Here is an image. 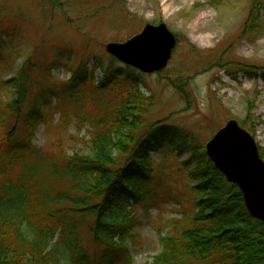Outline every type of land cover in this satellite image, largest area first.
<instances>
[{
    "label": "rangeland",
    "instance_id": "1",
    "mask_svg": "<svg viewBox=\"0 0 264 264\" xmlns=\"http://www.w3.org/2000/svg\"><path fill=\"white\" fill-rule=\"evenodd\" d=\"M251 9V0H0V102L16 97L17 91L6 82L21 69L28 79L25 111L35 91L67 83L80 65L100 81L105 70L93 71L97 62L124 69L105 52L107 44H123L146 25L164 24L177 39L167 66L153 75L134 73L141 92L153 98L148 122L184 131L205 148L234 120L264 153V0L257 1L254 20H248ZM84 95L77 106L56 111L54 103L43 111L31 140L33 152L23 160L0 159V183H25L29 165L45 177L59 148L66 155L84 149L88 125L83 119L86 108H95ZM110 95L115 94L92 98L107 101ZM22 119L9 150L24 141ZM5 123L1 127L0 121V140L15 120L7 117ZM150 156L156 198L146 214L138 207L132 211L137 220L136 236L128 242L133 264L151 262L160 252L159 236L184 222L192 210L188 182L179 167L189 154L179 161L173 156L162 161L157 152ZM63 183L53 178L50 185ZM82 234L83 248L91 255L92 239L87 230Z\"/></svg>",
    "mask_w": 264,
    "mask_h": 264
},
{
    "label": "trees",
    "instance_id": "2",
    "mask_svg": "<svg viewBox=\"0 0 264 264\" xmlns=\"http://www.w3.org/2000/svg\"><path fill=\"white\" fill-rule=\"evenodd\" d=\"M257 1L251 0L248 20L257 14ZM2 48L0 40V56ZM99 68L105 72L97 82L80 65L67 83L41 86L26 111V72L21 69L6 82L17 95L0 102L1 127L7 117L15 124L0 140V159L23 160L33 152L31 140L43 111L54 103L56 111L77 106L86 94L95 108H86L83 150L66 155L59 148L45 177L29 165L25 183H0V264H133L128 242L136 236L137 220L132 211L138 207L146 214L156 198L152 152L162 161L189 154L179 167L192 210L159 236L160 252L146 264H264V224L249 216L237 187L214 169L189 134L148 122L153 98L141 92L133 70L93 65V71ZM105 93L115 95L107 101L92 98ZM20 119L24 141L9 150ZM259 155L263 159L260 150ZM53 178L64 183L51 186ZM85 230L93 243L91 255L83 248Z\"/></svg>",
    "mask_w": 264,
    "mask_h": 264
},
{
    "label": "water",
    "instance_id": "3",
    "mask_svg": "<svg viewBox=\"0 0 264 264\" xmlns=\"http://www.w3.org/2000/svg\"><path fill=\"white\" fill-rule=\"evenodd\" d=\"M175 45V36L164 24L146 25L123 44H107L105 51L126 66L153 74L166 67ZM205 152L225 180L238 187L249 215L264 224V162L253 138L229 121L206 144Z\"/></svg>",
    "mask_w": 264,
    "mask_h": 264
},
{
    "label": "bare ground",
    "instance_id": "4",
    "mask_svg": "<svg viewBox=\"0 0 264 264\" xmlns=\"http://www.w3.org/2000/svg\"><path fill=\"white\" fill-rule=\"evenodd\" d=\"M210 40V39H209Z\"/></svg>",
    "mask_w": 264,
    "mask_h": 264
}]
</instances>
